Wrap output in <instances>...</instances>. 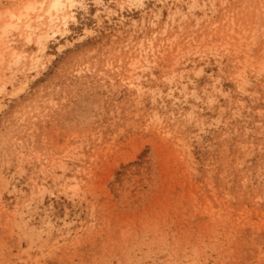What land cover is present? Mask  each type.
Instances as JSON below:
<instances>
[{
    "label": "rangeland",
    "instance_id": "374dc122",
    "mask_svg": "<svg viewBox=\"0 0 264 264\" xmlns=\"http://www.w3.org/2000/svg\"><path fill=\"white\" fill-rule=\"evenodd\" d=\"M78 1L0 0V264H264V0Z\"/></svg>",
    "mask_w": 264,
    "mask_h": 264
},
{
    "label": "bare ground",
    "instance_id": "6f19581e",
    "mask_svg": "<svg viewBox=\"0 0 264 264\" xmlns=\"http://www.w3.org/2000/svg\"><path fill=\"white\" fill-rule=\"evenodd\" d=\"M78 0H49V2H48V4H47V8L45 9V11H44V14H47V18H46V20L48 19V22H49V24H48V27H47V29H46V35H47V31L48 30H51V31H53V32H55V30L53 29L54 28V24H53V22L54 21H56V20H65L66 18H67V16H66V14H67V12H68V10H72V7L74 6V4H75V2H77ZM79 2V1H78ZM42 3V2H41ZM40 7H42V4H41V6ZM40 7L38 8V9H40ZM24 10L23 11H21V12H19L17 15H16V19H17V21H19L22 17H24V19H25V17H27L28 16V13H29V10L30 9H33V8H35L32 4H30V3H27L24 7ZM38 14V13H37ZM11 17H13L14 15L13 14H11L10 15ZM41 17H43L42 16V14L40 15H37V18H41ZM23 19V18H22ZM30 18H27V21H26V23H25V27H26V29L27 30H29L28 31V33H27V37L29 38V40H30V37H31V34H32V28H31V25H30ZM37 21H39V19H37ZM47 22V23H48ZM39 23H42V22H40L39 21ZM55 23V22H54ZM13 24H15V25H17V22H15V23H13ZM13 24H12V26H13ZM24 24V23H23ZM44 24V23H43ZM40 25V24H39ZM41 26V25H40ZM34 28V27H33ZM41 29V28H40ZM53 29V30H52ZM39 30V29H38ZM45 30V29H44ZM41 31V30H40ZM45 32H44V34H45ZM43 37H45V35H41V34H39L38 35V39H40L41 40V38H43ZM8 47V46H7ZM146 47V46H145ZM10 50H12V49H10ZM146 51V50H145ZM144 51V52H145ZM143 52V51H142ZM17 55H19L18 53H17Z\"/></svg>",
    "mask_w": 264,
    "mask_h": 264
}]
</instances>
